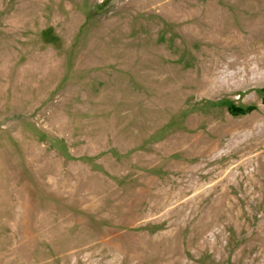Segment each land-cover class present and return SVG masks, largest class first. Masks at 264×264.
Returning <instances> with one entry per match:
<instances>
[{"label":"rangeland","instance_id":"374dc122","mask_svg":"<svg viewBox=\"0 0 264 264\" xmlns=\"http://www.w3.org/2000/svg\"><path fill=\"white\" fill-rule=\"evenodd\" d=\"M0 264H264V0H0Z\"/></svg>","mask_w":264,"mask_h":264},{"label":"trees","instance_id":"16d2710c","mask_svg":"<svg viewBox=\"0 0 264 264\" xmlns=\"http://www.w3.org/2000/svg\"><path fill=\"white\" fill-rule=\"evenodd\" d=\"M229 109L233 114H244V113L250 111L252 109V107L241 108V107H237V106H230Z\"/></svg>","mask_w":264,"mask_h":264}]
</instances>
